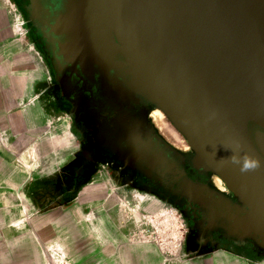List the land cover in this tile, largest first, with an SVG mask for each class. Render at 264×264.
I'll list each match as a JSON object with an SVG mask.
<instances>
[{
    "label": "water",
    "instance_id": "1",
    "mask_svg": "<svg viewBox=\"0 0 264 264\" xmlns=\"http://www.w3.org/2000/svg\"><path fill=\"white\" fill-rule=\"evenodd\" d=\"M73 44L115 56L197 162L246 206L264 248V0H84Z\"/></svg>",
    "mask_w": 264,
    "mask_h": 264
},
{
    "label": "flooded vegetation",
    "instance_id": "2",
    "mask_svg": "<svg viewBox=\"0 0 264 264\" xmlns=\"http://www.w3.org/2000/svg\"><path fill=\"white\" fill-rule=\"evenodd\" d=\"M83 1L14 0L47 67L44 98L67 113L78 139L55 199L69 201L105 165L115 183L151 193L181 212L187 253L224 250L263 259L258 238L232 220L246 206L197 162L194 150L158 127L156 107L132 89L129 76L113 65L116 57L102 60L97 49L73 44L76 30L68 21L78 18Z\"/></svg>",
    "mask_w": 264,
    "mask_h": 264
},
{
    "label": "crops",
    "instance_id": "3",
    "mask_svg": "<svg viewBox=\"0 0 264 264\" xmlns=\"http://www.w3.org/2000/svg\"><path fill=\"white\" fill-rule=\"evenodd\" d=\"M5 25L6 15L0 6V264H52L48 243L71 250L91 236L96 240L94 250L106 253L104 250L110 248L112 253L123 235H119V220L114 217L115 203H101L103 182L96 177L100 169L69 201L55 199L60 198L57 184L66 161L78 148V139L67 113L53 108L44 98L48 73L41 53L40 61L30 55L31 63L43 64L39 75L18 70L20 54L9 57L17 47L16 40L5 38ZM42 183L46 191L51 183L58 196L47 194L45 210H38L32 193L42 189ZM103 205L107 215L100 220L85 214L87 207L97 211ZM117 250V263L133 259L129 250ZM225 252L227 257L207 264H264V260Z\"/></svg>",
    "mask_w": 264,
    "mask_h": 264
},
{
    "label": "rangeland",
    "instance_id": "4",
    "mask_svg": "<svg viewBox=\"0 0 264 264\" xmlns=\"http://www.w3.org/2000/svg\"><path fill=\"white\" fill-rule=\"evenodd\" d=\"M0 6L6 15L5 38H13L17 45L14 51L9 53V57L13 54H20L21 67L18 70H22L24 73L32 72V74L38 72L39 75L43 69L42 62H38L41 55L30 37L25 18L14 0H0ZM30 55L37 57V64L30 62ZM30 64H32L31 69ZM165 123L164 125L172 133L170 135L178 139L177 143L182 147L190 148L186 139L179 132H173L174 127L170 122L166 120ZM96 177L103 182L101 203L105 204L111 201L115 203L116 208L113 207V213L114 217H118L119 220L121 230L118 229L122 231V234L119 235H123L119 239L120 246H116V251L112 253H110V248L104 250L106 253H101L100 248H96L97 252H94L92 245L96 240L92 236L86 238L84 244L70 247L71 250H67L55 242L48 243L47 250L51 254L52 264H207V262H215L227 257L224 250L203 255L187 253L185 250L187 225L183 215L175 206L160 200L151 193L115 183L105 165L100 166ZM38 185L40 186V183ZM56 193H58L56 190L52 192L51 183L48 191L43 183L42 189L33 191L32 197L37 200L38 210L42 208L45 210V200L43 199L47 194L50 197H56L58 196ZM85 214L91 219L100 220V217L107 215V209L104 205L98 207L97 211L87 207ZM91 235H93L92 232ZM49 246L54 248H49ZM118 248L129 250L133 254L130 255L133 259L129 262L118 261L117 263ZM84 252L88 253L84 255ZM84 258L85 262L81 263ZM258 259L254 258L253 260ZM118 260H120L119 257ZM259 260H264V258Z\"/></svg>",
    "mask_w": 264,
    "mask_h": 264
},
{
    "label": "bare ground",
    "instance_id": "5",
    "mask_svg": "<svg viewBox=\"0 0 264 264\" xmlns=\"http://www.w3.org/2000/svg\"><path fill=\"white\" fill-rule=\"evenodd\" d=\"M152 115H153V119H154V121H155V123L158 125V127L164 132V133H166L167 135H169V136H172L173 138H174V136L173 135H170V134H172V133H170L169 132V130H168V128L164 125V123H165V116H164V114H163V112L160 110V109H155L154 111H153V113H152ZM166 124V123H165ZM170 128H172L171 126H170ZM169 128V129H170ZM159 129V130H160ZM173 130V132H175V133H177L176 132V130L173 128L172 129ZM172 130H170L171 132H172ZM174 133V135H176ZM178 141V140H177ZM175 142V141H174Z\"/></svg>",
    "mask_w": 264,
    "mask_h": 264
}]
</instances>
